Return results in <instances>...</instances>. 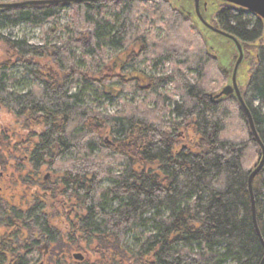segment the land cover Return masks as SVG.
<instances>
[{
  "label": "trees",
  "instance_id": "1",
  "mask_svg": "<svg viewBox=\"0 0 264 264\" xmlns=\"http://www.w3.org/2000/svg\"><path fill=\"white\" fill-rule=\"evenodd\" d=\"M23 1L30 0L0 4ZM211 7V22L250 48L241 94L264 145V23L218 0ZM65 9L71 24L61 47L50 45L55 26L43 32L42 46L0 35V111L11 119L0 131V169L19 170L12 156L51 155L53 175L51 228L43 209L0 213L5 238L20 239L18 247L4 241L1 264H31L24 246L42 235L50 237L51 264H64L65 253L82 254L78 264H258L264 250L247 178L260 151L236 101L209 97L226 83L210 43H222L230 60L234 46L193 24L186 16L190 0L0 9V28L43 29ZM75 49L84 69L75 63ZM108 51L122 52V65L115 67ZM47 56L55 68L42 74L36 67ZM140 63L156 73L124 75V66ZM15 67L28 75L29 90L17 92L21 84L9 75ZM164 69L168 74L158 75ZM88 84L107 99L118 87L139 100L106 114L86 105L80 91L72 93ZM168 84L171 92H163ZM252 188L264 239V167ZM136 230L143 233L132 248L127 238Z\"/></svg>",
  "mask_w": 264,
  "mask_h": 264
},
{
  "label": "water",
  "instance_id": "2",
  "mask_svg": "<svg viewBox=\"0 0 264 264\" xmlns=\"http://www.w3.org/2000/svg\"><path fill=\"white\" fill-rule=\"evenodd\" d=\"M98 1H107V0H30V1H23L17 3H6L0 4V9H16V8H23L27 6H41V5H71V4H78V3H92ZM192 4V12H187L188 17L192 19L194 25H196L202 32L210 35L212 37H217L220 40H226L227 42L231 43L234 46V49L231 51L233 54L232 60H230L228 55V50L226 47L220 43H210V50H215L218 52L217 54V64L226 78V83L222 86L218 93L214 95H209L211 99H227L232 97L236 103L238 104L239 108L242 110L248 129L250 131L252 140L256 143L259 148L261 158L258 164L254 167V169L250 172L247 178V190L249 194L250 200V212L252 223L255 229V232L262 244L264 250V239L260 235V231L258 228L257 222V212L256 206L254 201V194H253V180L255 176L263 169L264 167V145L262 144L261 140L258 137L256 132L251 114L249 109L247 108L242 94L241 89L243 88L244 84L246 83L247 78L249 77V66L247 63H243V46L239 42V40L234 37L233 35L222 31L215 23L211 22V15L213 8L211 7L214 0H190ZM222 4L226 6H232L244 11L251 13L258 17L264 23V0H218ZM184 13V10H183ZM227 50V52H226ZM232 62V65L230 64ZM231 65V66H230ZM74 259L78 261H82L83 257L81 254H75ZM258 264H264V253L262 258L260 259Z\"/></svg>",
  "mask_w": 264,
  "mask_h": 264
},
{
  "label": "rangeland",
  "instance_id": "3",
  "mask_svg": "<svg viewBox=\"0 0 264 264\" xmlns=\"http://www.w3.org/2000/svg\"><path fill=\"white\" fill-rule=\"evenodd\" d=\"M70 12L71 11L68 9L63 10L61 15L54 22L47 23L43 29L33 28L22 24L14 28L2 27L0 28V35L4 37H8L12 40H24L33 46H42L44 45L43 32L48 30L51 26H55L58 31L56 36L52 39L50 45L61 47L68 40V35L63 29L71 24ZM154 34L157 38L161 36V32L157 30L154 31ZM73 38L72 39L74 41H77L76 37ZM74 52H75V63L77 64L78 67L84 69L86 66L83 58L81 57L80 50L75 49ZM106 54L108 60H110L115 67H119L120 65H122L121 58L124 57L122 52L108 51ZM52 62L53 61L51 60V58L47 56V59L41 61L43 66L41 67V65H38L36 67V70H38L42 74H45L47 70H50V72L52 73L54 71L53 68H55ZM123 70H124L123 73L127 78L144 77L145 75L146 76L153 75L156 73L155 71H152L150 68H148L144 63L138 64L136 68L130 66H124ZM167 74L168 72L166 71V69L158 73V75L160 76H165ZM9 75L11 78L18 80L21 84L20 87L16 89L18 90L17 92L27 91L32 85L31 82L29 81L28 75H26L23 69L20 67L13 68L10 71ZM188 79L191 82H194L192 75H190ZM79 91L86 105L91 106L92 108L104 112L106 114H114L121 108V105L123 103H136L139 100L138 98H134L131 93H123L121 90L118 89V87H116L113 92L111 90V94L114 96L111 99H107L106 97L101 96L100 93H98L95 87L91 84H88L86 86V89L82 88V86H76L72 90V93H79ZM162 91L171 92L170 85L169 84L166 85ZM257 104L258 103L255 102V105ZM263 111H264V106H263ZM0 119L6 126L5 128L7 129L9 127L8 125L9 123L7 122H10L11 119L3 111H0ZM102 186L108 187L110 186V183L106 182ZM141 233H143L142 230H136L134 233L128 236L127 243L130 247L132 248L136 247L137 242L135 238L139 236ZM51 248L52 247L50 246L48 250L50 251ZM72 256L73 253H69V254L65 253L59 259L63 258L62 263L64 264H78L77 263L78 260L73 259ZM69 257H71V259ZM50 258L51 256L49 257V262L51 263Z\"/></svg>",
  "mask_w": 264,
  "mask_h": 264
},
{
  "label": "flooded vegetation",
  "instance_id": "4",
  "mask_svg": "<svg viewBox=\"0 0 264 264\" xmlns=\"http://www.w3.org/2000/svg\"><path fill=\"white\" fill-rule=\"evenodd\" d=\"M249 50L250 48L243 47V62H247L250 58ZM5 127L0 119V131L5 132ZM33 158L29 154L12 156L9 161L13 167L19 170L4 171L0 169V213L6 209L17 213L32 208L43 209L44 214L49 218L48 224L51 228L50 211L53 183V175L50 170L51 155L45 159L40 157L38 161H32ZM0 162H3V155L0 156ZM4 226L5 218L0 214V264L5 255L4 241L6 240L9 245L13 241L17 247L20 243L18 236L9 235L5 238ZM50 246L49 235L33 236L30 243L24 246L23 255L33 259L31 264H51L49 262L50 251L48 250Z\"/></svg>",
  "mask_w": 264,
  "mask_h": 264
}]
</instances>
